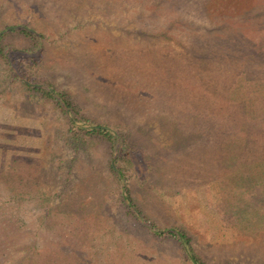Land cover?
<instances>
[{
    "label": "rangeland",
    "instance_id": "1",
    "mask_svg": "<svg viewBox=\"0 0 264 264\" xmlns=\"http://www.w3.org/2000/svg\"><path fill=\"white\" fill-rule=\"evenodd\" d=\"M19 26L44 47L17 54L26 72L133 145L118 162L99 139L75 145L62 109L0 59V264H192L128 213L113 162L207 264H264V132L244 130L264 85L202 58L234 55L242 71L238 36L264 51V0H0V45L29 46Z\"/></svg>",
    "mask_w": 264,
    "mask_h": 264
},
{
    "label": "trees",
    "instance_id": "2",
    "mask_svg": "<svg viewBox=\"0 0 264 264\" xmlns=\"http://www.w3.org/2000/svg\"><path fill=\"white\" fill-rule=\"evenodd\" d=\"M222 1L223 0H218V4H222ZM154 8L156 7L154 6ZM11 32L20 33V37L30 41L31 44L29 46H25L24 50H21L17 47L13 48L10 45L1 44L0 59L5 61L6 64L10 66V68L14 71L15 77H20L25 88L27 89V92L31 96L36 97L37 99L54 102L57 104L58 107L62 109L64 114L69 119L70 131L72 133L75 145L77 143V146H80L81 143L85 141L86 137H89V139H99V141L107 144L110 153L112 154L113 161L118 162L119 158L123 156L126 147L133 145L132 139L131 142H127L124 135L120 133L119 130L112 127L109 123L99 121L90 115L83 114L78 111L71 95L68 92H59L55 85H48L39 82L35 80L31 75H29L22 66V63L17 61L16 56L18 53L30 55L33 57L34 61L36 60L35 56L40 57V55L44 52V47L40 42V35L37 34L33 28H30L28 26H19L17 28H12L9 33ZM7 35L8 34L6 33L2 35L1 38L4 39ZM232 41L233 45L235 46V50L233 51L237 53L238 49L243 50L242 55L245 57L244 59L248 58V60H244L243 62L239 63V65H241L242 63L247 61L244 67L242 68V71L234 70V68L231 69V67L236 66V64L233 62H237V57L232 54L231 59H229L230 56L228 55L211 56L212 54H204L202 58L207 59L208 61H211V59H213L214 57L218 58V65L222 64L218 67L219 71H222V69L224 68L223 66L226 63L225 68L229 69L230 73L224 71V74H228L227 79H231L230 77H232L231 82H234V79H238L239 76L242 75V77L245 78L244 80H246L247 83L248 80H250L252 81V83H261L262 85H264V51H259L255 50L254 48L251 49L250 47H248L246 43H244L245 40L242 36H238L237 39ZM34 46H36V48H34ZM222 57H225L226 60ZM229 62L232 63V66L228 64ZM210 89L214 91L213 95L219 92L216 82L211 83ZM251 115L252 116L248 119L244 130L246 129V133L249 135L255 132L257 134H261L262 130L264 132V114L256 118L254 117L253 113ZM227 121V125L230 128H235L236 126H238L240 118L236 114H233L227 119ZM252 139H255V137L249 139L248 141ZM110 168L115 172V174L119 178H122V203L128 208V213L131 214L136 221L149 228L154 234V236L160 238H168L178 242L184 252L186 259L192 262V264H207L201 258V256L197 254V252L194 250L191 243V237L184 230L178 227L161 228L156 222H154L150 217H148L144 213V211L136 204L130 193V189L125 178L126 176L122 168H117L116 163L114 162L110 164Z\"/></svg>",
    "mask_w": 264,
    "mask_h": 264
}]
</instances>
